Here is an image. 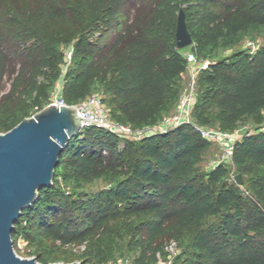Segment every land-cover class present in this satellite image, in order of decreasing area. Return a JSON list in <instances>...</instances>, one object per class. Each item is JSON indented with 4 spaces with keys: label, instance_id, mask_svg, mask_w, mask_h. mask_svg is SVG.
Wrapping results in <instances>:
<instances>
[{
    "label": "trees",
    "instance_id": "16d2710c",
    "mask_svg": "<svg viewBox=\"0 0 264 264\" xmlns=\"http://www.w3.org/2000/svg\"><path fill=\"white\" fill-rule=\"evenodd\" d=\"M129 1L0 0V80L9 63L6 34L40 51L32 73L24 66L13 79L9 97L19 94L25 104L0 110V132L31 115V108H42L57 80L68 103L85 99L100 80L117 93L116 121L136 129L159 124L180 96L179 77L188 68L177 47L182 8L196 53L210 60L198 73L194 120L140 139L83 126L63 150L53 184L40 188L15 223L16 250L23 236L35 246L31 253L48 264L47 241L85 244L81 263L100 264L131 235L140 264L154 260L166 238L182 248L177 264H264V44L219 58L211 51L224 39L237 43L242 32L264 27V0H151L148 19L100 54ZM63 17L72 21L67 33H51L49 22ZM62 42L74 47L66 69ZM247 116L257 126L237 140L232 161L201 167L211 140L195 124L234 130ZM234 168L243 173V183L233 177ZM98 178L109 184L69 190L61 183Z\"/></svg>",
    "mask_w": 264,
    "mask_h": 264
},
{
    "label": "rangeland",
    "instance_id": "374dc122",
    "mask_svg": "<svg viewBox=\"0 0 264 264\" xmlns=\"http://www.w3.org/2000/svg\"><path fill=\"white\" fill-rule=\"evenodd\" d=\"M151 7V0H130L126 4L125 8L119 13L115 28L105 35L104 43L99 50L100 54L106 53L114 44L115 38L120 34H123L126 30H130L132 28L137 29L140 24L145 22L148 19ZM70 26H72V21L70 18L63 17L49 22L48 28L51 33L65 35ZM249 40L255 41L260 46L263 45L264 27H254L246 32H242L237 43H231L229 40L224 39L218 46L211 48V51L216 58L224 57L232 54L235 51L249 48ZM196 45L197 44L193 42L192 44L181 48V51L187 57L189 54L194 53L196 54L199 61H210L206 56H204V54L198 55L196 53ZM5 49L9 56V63L5 69L3 77L0 80V110L6 106H9L11 109H18L23 107L25 102L22 100V97H20L19 94H16L13 98L9 97L13 79L18 71L24 66L26 67L28 75L32 73L33 66L37 61L40 51L34 45H30L25 48L20 42L13 39L9 34H6L5 36ZM58 49L63 51L67 56V60L65 63H63V67L66 69L73 61V43L62 42L59 44ZM179 79L182 85V94L185 87L189 86L192 82L191 67L188 66L186 72H184V74H182ZM196 80V90L198 94L201 90L198 76ZM60 84L61 80H57L55 83V89L49 92L48 97L43 98L42 108L47 106L50 102H52L53 99H55ZM93 92L102 94L108 101L109 104H107L110 106V108L112 109L114 107V104L118 98L117 93L114 91H107L104 84L100 80L95 82ZM181 94L165 115H171L176 111ZM36 108L37 107L31 108V115L37 112H34ZM192 120H194L193 115ZM159 124H162V122ZM154 126L155 125H151L147 127L146 130L141 131L139 135L133 136V138L140 139L144 136L146 131H149L151 127V129H153ZM256 126L257 124L254 118L252 116H247L239 122L235 129H239L241 135H243L247 130H254ZM160 127L161 126L158 128ZM221 157L222 151L219 142L216 140H211V145L203 152L199 165L203 168L210 167L214 160L220 159ZM237 173V168H234L232 172L233 177L236 176ZM61 183L69 190H96L108 185L109 180L107 178H98L89 182L77 183L73 181H62ZM131 239V235H125L121 240L118 241L115 253L109 256L108 260L106 261L102 262L100 259V264H140L137 260L140 252L139 250H132ZM172 240H174V238H166L163 250L158 252L157 257L148 264H177L175 260L182 248L179 246L176 254H170L167 251L166 246ZM18 244L19 248H21L19 252L21 255H34L31 253V251L35 248V246L31 245L26 238L21 236L19 238ZM44 246L46 256L50 258V262L48 264H53L55 262H81L83 260L84 252L87 248L85 244L64 245L57 241H47ZM94 260H99V257L93 256V261Z\"/></svg>",
    "mask_w": 264,
    "mask_h": 264
},
{
    "label": "water",
    "instance_id": "95a60500",
    "mask_svg": "<svg viewBox=\"0 0 264 264\" xmlns=\"http://www.w3.org/2000/svg\"><path fill=\"white\" fill-rule=\"evenodd\" d=\"M184 8L179 12L177 47L193 43ZM75 103L51 102L14 127L0 132V264H44L35 255L23 256L15 247L13 230L23 210L43 186L52 185L60 156L84 126ZM244 182L242 172L236 174ZM53 264H82L80 261Z\"/></svg>",
    "mask_w": 264,
    "mask_h": 264
},
{
    "label": "built area",
    "instance_id": "2783aa9c",
    "mask_svg": "<svg viewBox=\"0 0 264 264\" xmlns=\"http://www.w3.org/2000/svg\"><path fill=\"white\" fill-rule=\"evenodd\" d=\"M248 45L252 52H255L260 47V45L253 40H249ZM187 58L188 66L191 67V84L186 86L181 94L176 111L171 115H164L161 121L162 124L155 125L153 129H151V127L149 131L145 132V134L149 132L166 131L179 124L190 122L192 120L195 96L197 95L196 79L200 69L207 67L209 65V61H199L194 53L189 54ZM62 90L63 81L61 80L55 99H53L52 102H56L58 104L67 102L64 98ZM75 104L77 105L78 112L81 116L90 118L83 120L84 126L95 124L111 129L118 134L131 137L137 136L141 131L146 130V128L136 129L131 124L116 121L112 116V109L105 101L104 96L98 92L89 94L85 99ZM159 126L161 127L158 128ZM195 127L209 140H216L219 142L222 157L214 160L212 163L213 166L219 164L221 161H232L236 142L240 137H242L239 129L225 130L216 126L206 127L200 124H195ZM178 248L179 243L175 239L169 242L166 246V249L170 254H176Z\"/></svg>",
    "mask_w": 264,
    "mask_h": 264
}]
</instances>
